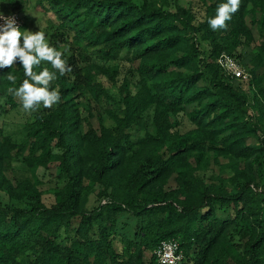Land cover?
Masks as SVG:
<instances>
[{"label": "trees", "instance_id": "trees-1", "mask_svg": "<svg viewBox=\"0 0 264 264\" xmlns=\"http://www.w3.org/2000/svg\"><path fill=\"white\" fill-rule=\"evenodd\" d=\"M195 1L37 2L69 70L52 82L62 101L31 112L9 92L22 66L0 73V264H164L162 241L178 264H264V0L215 31L221 0ZM15 162L34 180L12 182ZM51 167L46 205L37 172Z\"/></svg>", "mask_w": 264, "mask_h": 264}, {"label": "clouds", "instance_id": "clouds-1", "mask_svg": "<svg viewBox=\"0 0 264 264\" xmlns=\"http://www.w3.org/2000/svg\"><path fill=\"white\" fill-rule=\"evenodd\" d=\"M241 5V0H221L215 16L207 23L215 31L226 29ZM21 14L23 22L24 17ZM45 63L49 66H44ZM22 66L23 80L9 92L18 99L26 112L38 111L41 106L51 108L62 101L58 87L52 82L69 70L65 51L50 43L44 31H22L14 16L0 12V73L13 66ZM6 79L16 84L17 77L10 71Z\"/></svg>", "mask_w": 264, "mask_h": 264}, {"label": "rangeland", "instance_id": "rangeland-1", "mask_svg": "<svg viewBox=\"0 0 264 264\" xmlns=\"http://www.w3.org/2000/svg\"><path fill=\"white\" fill-rule=\"evenodd\" d=\"M40 0H27L26 4H25V10L21 11L24 17V22L23 25L21 27L22 31L25 30H29V31H44L47 34V37L49 39V28L47 26V20H55V16L54 14L51 13V11H45L44 8L42 6L37 5V2ZM41 3H43L44 5H46V1H42ZM179 3L181 5H192L195 8L197 6H199V3H197L195 0H179ZM5 10L4 5L0 2V11ZM49 23V22H48ZM97 63H104L103 61H96ZM119 61H110V62H106V64L109 65H116ZM261 73H264V67L260 69ZM104 84L108 87H110V83L107 82L104 79ZM243 89L244 90H248L249 87L246 83H243ZM111 91L115 92L116 88L112 87ZM8 120V119H7ZM5 123V120L2 119V121L0 120V124L1 123ZM8 123H10L9 127L10 128H16L17 127V123H15L16 121H12V120H8ZM6 122V123H7ZM108 124H111V122L108 121ZM189 121L186 117L183 118V122H182V127L188 128L189 127ZM14 168L12 170H10L8 172L9 178L11 179L12 182H15L17 179L22 180V179H31L34 180L32 177V174L25 168L24 165L15 162L14 164ZM38 174V178H39V185L38 188L40 189L41 192V199L43 200V202L46 205H50L51 203H53L54 201V190L56 187V181H55V176L57 174V170L54 169L53 167L49 168V169H39V171L37 172ZM1 196H3V194L1 193ZM4 199V198H2Z\"/></svg>", "mask_w": 264, "mask_h": 264}, {"label": "built area", "instance_id": "built-area-1", "mask_svg": "<svg viewBox=\"0 0 264 264\" xmlns=\"http://www.w3.org/2000/svg\"><path fill=\"white\" fill-rule=\"evenodd\" d=\"M5 16H14L17 24L22 27L23 19L18 12L4 13ZM218 64L229 75L234 76L241 81H247L250 79V74L244 68V66L227 52L221 53L218 58ZM157 255L160 262L164 264H178L182 258L179 245L176 241H162L160 248L157 251Z\"/></svg>", "mask_w": 264, "mask_h": 264}]
</instances>
